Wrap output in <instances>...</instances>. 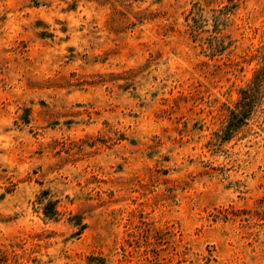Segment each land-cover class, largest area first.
I'll list each match as a JSON object with an SVG mask.
<instances>
[{
    "label": "rangeland",
    "instance_id": "obj_1",
    "mask_svg": "<svg viewBox=\"0 0 264 264\" xmlns=\"http://www.w3.org/2000/svg\"><path fill=\"white\" fill-rule=\"evenodd\" d=\"M0 264H264V0H0Z\"/></svg>",
    "mask_w": 264,
    "mask_h": 264
},
{
    "label": "trees",
    "instance_id": "obj_2",
    "mask_svg": "<svg viewBox=\"0 0 264 264\" xmlns=\"http://www.w3.org/2000/svg\"><path fill=\"white\" fill-rule=\"evenodd\" d=\"M244 95H246V92L243 93ZM247 97H244L242 96L241 98V106L239 107V111L237 114L233 115V118L229 121V124H228V128L230 129L231 128H236L237 127V124L241 123L244 118H245V104L244 102L246 101ZM235 119V120H234ZM47 204L44 208V214L46 217H50V216H53V214L55 213V208L54 206L51 204ZM50 210V211H49Z\"/></svg>",
    "mask_w": 264,
    "mask_h": 264
}]
</instances>
